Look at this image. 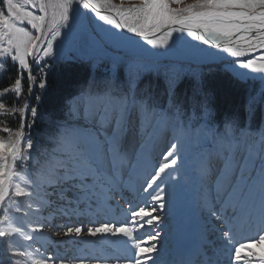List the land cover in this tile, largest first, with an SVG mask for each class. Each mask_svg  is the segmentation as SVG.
I'll use <instances>...</instances> for the list:
<instances>
[{
	"label": "snow or ice",
	"instance_id": "obj_1",
	"mask_svg": "<svg viewBox=\"0 0 264 264\" xmlns=\"http://www.w3.org/2000/svg\"><path fill=\"white\" fill-rule=\"evenodd\" d=\"M182 0H142L139 5L124 8L109 5L107 13H102L101 5L97 0H0L3 8H0V56L18 62L17 78L13 81V93L17 101L22 106L17 108L20 116L19 130L15 132L16 140L12 143H5L0 140V206L4 205L5 196L9 187L13 186L12 177L15 174L13 164L9 163V157L14 162L17 159L21 163L29 160L31 157L24 155L21 151L20 142L24 135L26 126L25 119L28 118L27 126L38 118L37 108L31 104V96L35 89L45 90L47 88L46 68L52 61L70 59L54 49V42L61 36V29L71 31L72 23L79 18L81 10H87L94 14L102 24L110 26L120 33L125 31L131 33L152 48H166L167 41L173 37V34L187 35L194 41L202 42L204 45L214 46L215 49L222 50L223 53L236 58L233 67H239L244 70H251L252 73L260 74L264 78V0H197L193 5L179 11L171 7L172 3L179 4ZM51 6L57 11L53 12V20L50 30L53 32L51 38L44 36L45 18L48 15V7ZM30 25L31 30L24 25ZM159 34V35H158ZM28 57H31V64ZM248 57L247 59H243ZM44 58H48L47 61ZM35 65L40 73L39 83H35L36 76L31 71V66ZM27 70L28 85L22 89V80L19 78L20 71ZM176 80L170 79L168 82L169 91L175 88ZM7 94V89L3 90ZM27 96L28 99H24ZM135 106L134 101H129L126 96H114L110 90L105 89L102 93H88L84 97L76 98L71 102V111L74 115H83L85 119H90L99 114V123L101 127L112 123L115 126V133L111 138L112 164L115 166L120 159L117 148V137L125 130L129 124V113ZM3 102H0V108H4ZM142 118L147 119L150 114L149 108L140 104L138 106ZM159 124H166L167 118L160 116ZM234 125L226 122L222 133L212 132L216 138L217 144L222 151L231 152L234 147L232 139ZM10 131V129H5ZM192 135V132L181 125L174 126V143L170 144L160 163L145 179L142 186L148 193V199L153 201V205L133 208L129 216V223L118 224L107 221L101 223H90L89 225L79 224L76 226H67L63 229L66 236L88 237H117L127 238L129 247L133 250L131 256H117L111 258V264H147L155 260L149 254L157 251L156 244H148L147 241L159 239L160 233L153 232L147 239L134 237L135 227H151L153 223H159L160 217L153 215L156 211L166 209V191L165 179L162 174L166 170V179H174V172L179 171V164L182 163L181 151L177 150L179 144L183 147V140ZM81 141L95 151L98 141L96 137L91 136L86 131L82 132L75 128H64L58 136L56 151L61 153L62 158L58 157L54 164L48 167L38 169L34 174V179L29 181L32 190H25L15 185V195L26 196L29 199L35 196L43 199L50 195L47 187L64 182H73L72 188L78 193H84L86 196L95 197V189L101 181H108L109 177L104 170L94 161H91L84 155L80 148ZM28 150L33 149L31 137L25 141ZM171 158L170 160L168 158ZM264 158V157H262ZM232 161L226 158L221 175H227L231 170ZM60 170V171H58ZM201 175L207 173L206 161H201L198 169ZM113 177L115 172H113ZM159 181V183H157ZM258 184L261 191V212L264 213V167L261 168ZM165 185V186H162ZM255 186V185H254ZM150 190V191H149ZM231 197V200L228 197ZM80 196H74L71 199L80 200ZM103 201L108 200V196H103ZM71 204V201L69 202ZM99 203V202H98ZM227 203L233 209L246 207L242 197H238L234 192L227 193L226 199L221 208ZM31 207V204H28ZM198 210L208 212V215L224 222V217L220 210L214 206H209L207 194H202L198 204ZM19 210V208L17 209ZM147 217V219H145ZM139 218V219H137ZM236 218L235 211L232 219ZM5 216L3 224L8 221ZM230 224V221H229ZM131 225V226H129ZM44 226L32 228L35 232L42 230ZM23 236L26 241H33L34 237L24 232L20 227H8L0 229V242L4 244L3 256L0 257V264H28L32 258V253L28 251L32 245L17 246L16 240L6 239L10 234ZM59 235V233H57ZM221 237L225 242V248L231 253L229 264L232 261L239 262L242 259V253L247 250L255 261L248 259L246 264H264V252L256 253L252 251V245L245 242H239L237 246L228 248L233 242L232 227L225 225L221 231ZM255 245H264V235L255 238ZM22 258V259H18ZM31 264H86L83 259L69 261L62 257H56L55 253L50 255H40L38 259L31 261ZM87 264H108V258H90ZM189 264H192L190 261Z\"/></svg>",
	"mask_w": 264,
	"mask_h": 264
},
{
	"label": "rangeland",
	"instance_id": "obj_2",
	"mask_svg": "<svg viewBox=\"0 0 264 264\" xmlns=\"http://www.w3.org/2000/svg\"><path fill=\"white\" fill-rule=\"evenodd\" d=\"M97 2L103 10L108 11L110 4L116 7L122 6L128 8L139 5L142 0H97ZM196 2L197 0H182L179 4L172 3L171 7L179 11L188 8ZM0 8H3L2 3H0ZM47 11L44 36L51 38L53 32L50 28L53 12L57 10L49 6ZM24 26L31 30L30 25L25 24ZM106 26L102 22H99L98 19H95L90 11L81 10L78 20L72 23L71 31L61 29V36L57 37L54 42V49L70 59L52 61L51 63L78 62L89 66L92 71L93 80H91L89 86L82 91L79 97H84L88 93H102L107 89L114 96H126L130 102H135V106L131 108L129 113V117L134 116L137 118L138 122L135 124V128L137 136L141 138L140 148L137 151L139 159L133 167V179L135 181L138 180L141 174L153 171L158 164L164 162L162 158L158 159L155 157V148L160 144L163 136L169 135V150L170 144L175 142V125L187 127L192 132L190 137L183 140L182 148L179 144L177 145V150L181 151L183 159L182 163L179 164V171L173 174L174 179L171 181L166 179L167 172L172 171L171 168L166 170L165 174H162V179H165L167 185L165 187L166 209L163 211L158 210V214L167 215L175 206H178L179 213L177 217L181 225L179 226L180 236L185 238L192 237V234L196 231L195 204L200 190L198 181L202 177L198 169L202 160L208 162L210 157L214 156L221 157L224 161L226 158L232 161V167L228 174L219 175L218 182H216L217 186H219V191L223 194L228 188L230 178L234 174L239 173V179L235 181L233 192L238 197H242L246 204V207H242L241 209L243 211L250 209L248 212L249 216L262 218L264 213L261 212L262 197L258 178L261 168L264 167V158H262L264 157V78L260 74L252 73L251 70L233 67V62L236 58L223 53L222 50H213L206 45L197 46L176 42L172 38L167 41L166 48H152L146 42L124 34L122 35H124L125 41L120 43L107 37L108 35L105 33ZM247 58L244 57L243 59ZM28 59L31 64L32 58L28 57ZM47 59L44 58L45 61ZM7 61L12 60L0 56V73ZM214 66H221L229 71L247 89L249 93L248 112L250 120L254 111L257 109L262 111L261 122L256 127L250 126L243 130L234 127L232 134L234 147L231 152H225L219 148L212 132L219 134L224 130L218 131L210 125L208 112L205 113V117L202 115L194 117L184 116L180 109H173L170 102L166 104L168 106L165 109H162V94L165 93L172 96L174 89L169 91L167 87V90L165 89L167 93L165 91L159 93L152 91L148 83L141 84L144 80L153 79V81H163L168 86L169 80L175 79L176 86L182 80L189 79L192 80L194 85H199L205 73L217 70ZM34 67L36 66L33 64L31 66L32 72ZM140 104L146 105L150 110L147 119L142 118L139 113L138 106ZM2 111L3 108H0V113ZM70 113L73 117V122L67 128L79 129L82 132L86 131L91 136L96 137L98 144L95 151L91 150L82 141L80 148L84 155L101 167L109 177L106 163L109 160L110 169L112 168L113 170H116V167L119 166L123 154L121 150L125 146L124 142L128 139L129 124L117 137L116 143L120 159L113 166L110 144L111 138L116 131L115 126L114 131L108 135L107 127L111 123L101 127L99 114L93 118L85 119L82 114L74 115L72 111ZM160 116L167 118L166 124L158 123ZM99 126L101 129L96 128ZM1 136L2 134H0V140H3ZM14 141L11 136H8L4 140L5 143H12ZM56 148L57 140L52 149L44 156V167L54 164L58 157L62 158L61 153L57 152ZM168 159L170 160L171 158L169 157ZM9 163L13 164L12 171L14 172L15 161L13 162L11 157H9ZM34 174L28 170H21L20 173L17 171L13 175V186L9 187L4 205L0 206V221H4L5 216L9 219L7 222L0 224V229L8 227V224L11 223L12 227H20L24 232L34 237L33 241H26L23 236L13 233L6 238L16 240L17 246L32 245L31 248H28V251L32 253V258L28 261V264H31L32 260L38 259L40 255H50L52 253H55L56 257L70 260L79 246L86 248L82 240L84 238L89 239V237L86 235L80 238L66 236L63 233V229L67 226L79 224L87 226L93 220L90 217L85 218L86 216L74 217L71 210L83 209V211L94 214L96 212L95 207L90 204L94 200V197L78 193L75 188L71 187L73 182L48 186L46 190L50 195L43 199L37 198L35 193L31 199L26 196L17 197L14 186L18 185L26 191L32 190V185L28 182L34 179ZM103 182L106 183L107 181ZM96 189L95 191L97 192ZM78 194L84 195L82 197H85L86 200H82L88 203H80L71 199L76 195L79 196ZM70 201L71 204L69 203ZM28 204H31L30 208ZM18 208L19 210H17ZM40 225L44 226L42 230L32 231V228ZM98 237H91V239H98ZM1 243L0 257L3 256V249L5 247ZM238 243L233 240L232 244H229L227 247L237 246ZM252 244H255V242H252ZM262 246L264 247V245ZM202 249H206V255L223 251L225 253L224 260H228V256L231 255L225 248V242L221 235L218 237L216 234H211L210 239L206 236ZM254 252L258 253L257 251ZM241 255L243 263H246L248 259H252L253 261L256 259L249 256L247 250ZM74 258H76L75 254ZM204 262L205 260L201 256H195L193 259V264H204ZM208 262L212 264L211 260Z\"/></svg>",
	"mask_w": 264,
	"mask_h": 264
},
{
	"label": "bare ground",
	"instance_id": "obj_3",
	"mask_svg": "<svg viewBox=\"0 0 264 264\" xmlns=\"http://www.w3.org/2000/svg\"><path fill=\"white\" fill-rule=\"evenodd\" d=\"M105 33L110 40L120 43L125 41L124 35H122L123 33L118 32L110 26H106ZM172 39L176 42L204 46L202 42L194 41L187 35H177L174 33ZM129 118L128 139L124 142L125 146L123 148L120 164L116 167V170H113L112 168L110 169V161H107L106 165L108 168L109 180L106 183L103 181L100 182L96 189V193L99 197L96 195L94 200L90 203L95 207L96 212L91 214L90 212L83 211V209L71 210L74 217L86 216L85 218H93L88 225L90 223L107 221L116 222L118 224L129 223L128 213H130L133 208L141 206L150 207L154 203L148 199V193H146L142 187L146 177L150 175L152 171L148 173L145 172L143 175L141 174L137 181L133 179V167L135 162L139 159L137 151L140 148L141 138L137 136L135 128V124L138 122L137 118L134 116ZM111 124L107 127L108 135L114 131V125ZM96 128L101 129L100 126ZM168 140L169 135L163 136L160 144L155 148L156 158L161 159L166 154L168 151ZM206 163L207 173L202 175L198 181L200 190L195 204L196 231L192 234V237L185 238L180 236L179 226L181 225L177 217L179 213L178 206H175L167 215L158 214L157 211L153 213V215L160 217V222L158 224L154 222L151 227H135L134 237L137 239L141 237L147 239L153 232L158 231L160 233L159 239L147 241L148 244H156L157 246V251L149 254L155 260V264H189L191 260L193 264L195 256H201L205 260L204 264H210L208 262L210 260L212 264H229L230 255L228 256V260H224L225 253L223 251L206 255V249H202V244L205 242L206 236H208V239H210L211 234H216L219 237L226 224L232 227L234 241L251 244L253 252H264V247L262 245L256 246L252 244V242H255V238L259 235H264V216L262 218L249 216L248 212L250 209L243 211L241 208H237L234 210L233 207L227 203L221 208L222 203L226 199V194L232 193L233 189H235L234 185L236 183L235 181L239 179V173L234 174V176L230 178L231 180L229 179L230 183L228 182L229 185L227 184L228 188L222 194L216 182H218L217 180L224 166V159L212 156ZM113 172H115L114 177L112 175ZM105 194L108 196L107 201H103L102 199ZM202 194H207L209 206H214L217 210L222 212L224 217L223 223L221 220L209 216L206 210H198L197 204ZM79 196L81 197L79 200L80 203H88L87 201H83L84 199L86 200L85 197H82L84 195ZM228 199L231 200V197L229 196ZM234 211L236 218L232 219ZM145 219H147V217H145ZM59 241L61 240L59 239ZM82 242L86 245V248L79 246L76 249V253H74L76 258H74L73 254L72 259L69 261L83 259L87 264L90 258L104 257L108 258V264H111V258L125 255L131 256L133 254V250L129 247L127 238L122 236H99L98 239H91V237H89V239L84 238ZM181 249L185 250V254L179 256ZM147 264H152V261H147ZM232 264L246 263H243V260L239 262L233 260Z\"/></svg>",
	"mask_w": 264,
	"mask_h": 264
},
{
	"label": "trees",
	"instance_id": "obj_4",
	"mask_svg": "<svg viewBox=\"0 0 264 264\" xmlns=\"http://www.w3.org/2000/svg\"><path fill=\"white\" fill-rule=\"evenodd\" d=\"M0 73V102L5 107L0 113V134L3 141L11 136L16 140L15 132L19 130L20 116L17 108L22 104L17 101L12 89L13 81L17 78L18 63L7 61ZM217 70L205 73L199 85H194L192 80L185 79L177 84L174 93L169 96L165 93L161 96L162 109L168 102L173 109H180L184 116H197L209 113L210 125L218 131H223L226 122H231L239 130L248 127H256L260 124L262 111L257 109L249 118L248 91L239 81L221 66H214ZM210 69V68H206ZM35 83H39L40 73L34 67ZM47 88L35 89L31 96V104L38 110V118L30 127L25 119L24 135L21 138V151L31 158L23 164L20 159L15 161L14 172L28 170L35 173L45 165L44 156L52 149L59 133L72 124L71 102L80 96L82 91L89 86L92 79V71L88 65L78 62L50 63L46 68ZM27 70L20 71L22 89L28 85ZM148 83L154 92L167 90V84L153 79L144 80L141 84ZM7 89V94L3 91ZM139 91V90H138ZM166 92V91H165ZM167 93V92H166ZM158 95V94H157ZM24 99H28L27 96ZM164 105H166L164 107ZM66 125V127H64ZM10 129V131H5ZM31 137L33 149L27 151L25 141ZM1 245L4 246L3 243ZM7 262V259L5 258ZM5 262V264H6Z\"/></svg>",
	"mask_w": 264,
	"mask_h": 264
},
{
	"label": "water",
	"instance_id": "obj_5",
	"mask_svg": "<svg viewBox=\"0 0 264 264\" xmlns=\"http://www.w3.org/2000/svg\"><path fill=\"white\" fill-rule=\"evenodd\" d=\"M101 11H102V13H107V11L106 10H103L102 8L100 9ZM261 10H264V9H260V10H258V11H261ZM93 14V13H92ZM94 15V14H93ZM124 35H127V36H129V37H132V38H136V39H138V40H141V38H139V37H137V36H135V35H133V34H131V33H128V32H124L123 33ZM159 35V34H158ZM142 41V40H141ZM206 46H208V45H206ZM208 47H210V48H212L213 50H218V49H215V47L214 46H208Z\"/></svg>",
	"mask_w": 264,
	"mask_h": 264
}]
</instances>
